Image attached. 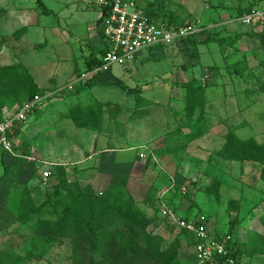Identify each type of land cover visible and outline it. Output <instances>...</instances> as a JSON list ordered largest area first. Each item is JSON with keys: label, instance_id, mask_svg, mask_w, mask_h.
Here are the masks:
<instances>
[{"label": "rangeland", "instance_id": "rangeland-1", "mask_svg": "<svg viewBox=\"0 0 264 264\" xmlns=\"http://www.w3.org/2000/svg\"><path fill=\"white\" fill-rule=\"evenodd\" d=\"M102 1L42 0L44 7L52 13L49 14L43 13L44 9L36 0H0V41L4 42L0 47V68L23 65L44 93V101L28 114L25 121L16 123L11 130L10 150L3 149L0 144V264H6L1 255L8 249L21 256L27 254V248L33 250L28 238L30 232L19 222L18 200L25 188L33 195L37 193L42 197L37 204L44 203L48 198L45 191L52 185L44 182V173H51L48 179L53 174L39 162V150L45 159L51 161L58 158L75 163L85 159V156H78L74 152L78 147L76 139H70L71 128L74 130L77 127L67 116L77 103L101 101L109 109L106 120L111 125L110 131L114 130L116 134H121V130L111 124L114 120L127 122L132 119L140 123L142 141L147 140L143 142L147 145L143 149H149L139 157L143 161L141 180L136 179V182H143L145 188L136 184L131 189L128 184L127 189L135 199L144 200L137 202L150 216L154 215L156 208L162 215L161 202L168 205L170 200L176 208L172 211L183 221L194 222L202 216L206 217L207 230L216 239L228 236L231 226L238 221L235 234L241 244L256 231L264 233V180L261 178V167L224 163L216 155L225 143L224 136L231 129H238L236 134L242 140L255 139L264 144V95L248 96L253 89L264 85L261 65L264 54L259 52L254 57V49H260L264 38L261 42L256 36L253 39L245 37L234 47L203 44L217 34L221 38H235L241 33L253 35L264 32V27L259 24L264 20L257 19L251 25L243 26L238 16L240 10L249 8L264 13V0H136L143 11H152L158 16L157 22L168 24L171 18H178L186 24H198L206 31L192 38L197 43L191 40L188 44L186 41L184 44L148 49L137 63L113 67L112 71L101 74L103 84L77 94L75 84L81 87V91L85 84L95 78L90 76L79 80L93 70L90 69L95 61L93 56L103 47L98 25ZM224 22L228 23L222 29L216 26L205 28ZM212 28L216 31L208 33L207 30ZM214 67L217 70L210 73L209 69ZM194 79H200L209 86L205 121H209L210 128L202 138L191 143L186 152L177 151L175 147L183 146L185 136L190 133V128L183 124L187 122L183 112L184 93L185 84ZM133 107L137 108L135 113L134 109L128 111ZM21 108L19 104L12 108L6 106L2 111L3 121ZM61 125L66 133L60 140H56L57 134L39 135L45 128L58 129ZM18 131L24 134L22 140L33 142L32 149L26 150L22 141L13 143ZM152 138L157 140L149 141ZM125 145L126 140L118 138L105 141V145L101 143L99 147L109 146L124 151ZM66 149L72 153L68 158L62 157ZM152 149L158 152L155 156ZM123 151L109 157L110 171H99L92 178L88 177L87 170L82 172L73 167L72 173L68 174L70 182L78 183L82 188L92 186L102 195L111 179L117 175L112 170L116 168L114 161L116 164L117 160L130 162L137 154ZM23 152L33 155L35 159L33 163L37 166L32 178L37 179L35 182L27 181L22 176L27 164L21 155ZM101 159L99 156L94 161H99V169ZM207 171L221 176L222 187L218 195L212 192V178L207 176ZM158 173L161 174L155 186L154 179ZM171 177L174 182L169 186ZM161 190L157 204V193ZM232 203L234 205L231 206ZM184 215L187 216L186 220ZM166 220L174 228L175 234H179L180 229L168 218ZM156 234L162 236L166 244L172 243L175 238L162 228ZM33 256L35 258L28 264H72L67 242L51 248L44 259H36L34 250ZM195 256L196 249L184 248L180 258L184 261L188 259L189 264H196Z\"/></svg>", "mask_w": 264, "mask_h": 264}, {"label": "trees", "instance_id": "trees-1", "mask_svg": "<svg viewBox=\"0 0 264 264\" xmlns=\"http://www.w3.org/2000/svg\"><path fill=\"white\" fill-rule=\"evenodd\" d=\"M36 1L44 9L43 13L52 14L44 7L42 0ZM254 9L240 10L238 15L240 20L244 16L258 11V9ZM144 13L151 20L158 21V16L152 11H144ZM101 22L102 19H99V26ZM168 24L174 28L192 25L186 24L178 18H171ZM259 24L264 27V23L259 22ZM211 31L216 30L214 28L207 30L208 33ZM101 36L103 47L94 54L95 61L90 69L99 66V56L106 53L102 32ZM255 36L262 42L264 32H257L253 35L241 33L235 38H221L217 34L215 38H209L203 44L214 43L234 47L245 37L253 39ZM194 39L188 40L187 44L191 40V42L197 43ZM3 45L4 42L0 41V47ZM254 54V57H257L259 52ZM261 65L264 69V61ZM216 70V67L210 68L209 72L213 73ZM217 75L219 74L217 73ZM100 76H95L84 88L95 87L96 80ZM213 77L215 78V76ZM208 87V84H203L200 79H194L185 84V109L183 112L187 122L183 124L190 128V133L185 136L183 146L175 147L177 151L186 152L189 145L202 138L210 128L209 121H205ZM43 94L33 76L23 65L0 68V122H3L2 111L6 106L12 108L19 104L23 107L26 103L34 101L36 97H43ZM255 94L264 95V85L253 89L248 93V96ZM104 109V104L97 102L76 105L69 110L67 118L72 120L78 129L98 131L102 126ZM197 114L199 115L197 116ZM237 130L227 131L224 136L225 143L216 154L218 159L224 163H238L242 166L246 164L259 165L262 169L261 178L264 180V144H260L255 139H240L236 134ZM12 131L9 133V139H12ZM22 166L20 170L23 169ZM206 173L208 177L212 178V192L218 195L222 187L221 176L219 174L212 175L210 171ZM52 174V177L47 180L52 186L45 191L48 198L44 203L37 204V201H41L42 197L36 193L40 197V200H36L32 192L26 188V190H22L23 193L18 200L19 222L30 232L28 238L36 259H44L51 248L67 242L70 246L72 264H189V260L184 261L180 255L184 248L195 249L197 240L184 230H179V234H175L174 228L170 227L169 221L159 214L157 208L153 216L143 211L137 200L128 191L127 179L114 176L109 187L100 195L92 186L82 188L78 183L70 182L68 172L63 166L54 167ZM55 182L58 183L54 184ZM169 186H171V182ZM39 191L40 189L38 193H40ZM156 199L158 200V198ZM158 202L159 200L156 203L158 204ZM172 202H168V205L175 211L176 208ZM232 205L234 204L232 203ZM160 216L165 220L162 219V221ZM184 218L186 220L187 216ZM238 222L231 226L228 235L231 238L228 246L229 256L217 258L211 264H230L228 261L231 259L235 264H247L256 257H264V233L254 232L249 235L246 242L241 244L235 234ZM262 224L264 228V218ZM159 228L175 237L172 243L166 244L165 239L156 234ZM33 250L27 248L25 250L27 254L21 256L12 249H8L2 253L1 257L6 264H28L35 258ZM194 258L197 264L196 256Z\"/></svg>", "mask_w": 264, "mask_h": 264}, {"label": "built area", "instance_id": "built-area-1", "mask_svg": "<svg viewBox=\"0 0 264 264\" xmlns=\"http://www.w3.org/2000/svg\"><path fill=\"white\" fill-rule=\"evenodd\" d=\"M100 7V19H102L100 31L105 39L106 53L101 56L99 66L79 79L82 81L90 76L108 73L115 66L125 67L135 64L148 49L181 44L206 31L198 24L174 28L151 20L136 0H103ZM257 19L264 20V13L254 11L251 15L244 16L241 22L249 26ZM43 101V97H36L34 101L26 103L21 110L0 123V144L3 149L10 150L12 147L8 134L14 125L25 121L28 114ZM50 176L51 173H44V182H47ZM161 203L162 216L197 240L195 249L198 264H211L217 258L229 256L228 246L231 238L212 237L207 230L206 217L202 216L197 221L186 222L179 218L165 202ZM228 262L235 264L232 259Z\"/></svg>", "mask_w": 264, "mask_h": 264}, {"label": "crops", "instance_id": "crops-1", "mask_svg": "<svg viewBox=\"0 0 264 264\" xmlns=\"http://www.w3.org/2000/svg\"><path fill=\"white\" fill-rule=\"evenodd\" d=\"M11 14H12V11H11ZM228 22H231V21H228ZM228 22L219 23V24H213V25L206 26V27L208 28V27H212V26L215 27L216 26L218 28L220 27L219 29H222L223 28L222 26H224V24L228 23ZM263 44H264V42L261 43V47H260L259 50H257L258 48H255L254 50L256 52H262L263 53L264 52V45ZM254 46H255V44H254ZM100 58H101V55L99 56V60H100ZM143 58H144V56H143ZM145 61H147V58H146ZM102 76L103 75H101V77H99L98 80H96L95 87H93L91 89L96 88L97 85L99 86L100 84H103L101 82ZM77 85L78 84L74 85L75 88L77 87L76 90H75V92L77 94H80L83 91L91 90L89 88L85 89L84 88L86 86V84H85L83 86L82 90L80 91L81 87H78ZM59 99H60V97H59ZM57 100L58 99H56V101ZM53 101H55V100H53ZM96 102L100 103V104H103L101 101H99V102L96 101ZM76 105H81V103H77ZM76 105H74V106H76ZM83 105H88V104H83ZM133 109H134V113H135V110L137 109L136 107L135 108L134 107L133 108H129L128 111H131ZM104 110L105 111H104V115H103V119H102V126L99 128L98 131H92V130H89V129H80L79 130L77 128L73 130L71 128L70 139H71V141L73 139H76V145L78 146L77 148H75L76 151H74V152L76 154H79L78 156H82V155L85 156V159H83V160H81L79 162L77 161L75 163L68 162L67 160H59L58 158H56V160H54V161H51L48 158L45 159L44 155H42L41 154L42 152L39 150V152H40V155H39L40 156V159H39L40 161L39 162L42 163L44 168H47V170H49L51 172H52V169L54 167H57V166L65 167L67 172H68V174L72 173V170H74L75 167L80 169V171H82V172L87 170L88 177L92 178V177L96 176V174H98L99 171H101V172L110 171L112 167L107 162V161L110 162V158L109 157L111 155L117 154V152H122L123 151V150H121V151L119 150L118 151V150H115V149H111V147H109V146H107V147L106 146L105 147H99L100 144L103 143V145H105V141H109L110 142L111 140H117L119 138V140H122V141L126 140V145H125V148H124L125 150L123 152H126V153H137V154L135 155V157L131 158L130 162L122 161V160L118 161L116 159L117 160V164H116V161H114L115 162L114 165H115L116 168H113L112 170H114V172H116V174H117L116 176L117 177H122V178L127 179L129 187L131 189L135 188V187H133V185H136V184L137 185H141V186L143 185L142 188H145V185L143 184V182L142 183L141 182H138V183L136 182L137 181L136 179H138L139 181L141 180L140 179V172H141L143 161H141L139 157L143 153H146V149H149V148L143 149V148H145V146H147L146 144H143V142H147V140H143L142 141L143 135L141 134L142 132H141V129H140L141 128L140 127V123H138L136 121H132V119H129L127 122H120L119 120H114L113 123H111V124L117 125L118 128H120V130H121V134H116V133H114V130L110 131L111 125L106 120V118L108 116V110L109 109L105 108ZM104 121H106L107 123L104 122ZM27 128H28V126L25 129H27ZM22 131H18L16 133L15 137L13 138V143L14 144H18V143H20V141H22V144L24 145V148L26 150H30V149H32V147H34L33 142H31L29 140H25V139L22 140L21 138L24 135L23 133H21ZM39 133H40L39 135L41 137L43 136V133L46 134V135H52V134L56 135L57 134V136H56L57 139L56 140H60L61 136L64 135L66 133V131H65V128L63 129L62 125H61L60 127H58V129L57 128H55V129H46L45 128V130H41ZM154 140H157V139H155V138H152L151 140L149 139V141H151V142H154ZM39 149H40V146H39ZM152 150H153V152L152 151L151 152H152L153 156H155V154H157L158 152L156 153V149L155 150L152 149ZM70 154H72L71 151L68 152V150L66 149V151L62 155V157L66 156L68 158V157H70ZM21 155L27 160V164H26L25 168L22 171L23 178L27 179V181L31 180V182H35V180H37V179L33 180L32 178L35 175V172H36L35 168H36L37 164L33 163V162H35V159H33V155L31 156V154L26 153V152L21 153ZM99 156H101V158H102L101 162H100V169L102 168V170L99 169V161L96 162V163L94 162L95 159L97 157H99ZM155 160H154V164H156V162H157V160L156 161ZM117 172H119V173H117ZM154 174H155V172H154ZM160 174L161 173H158L157 176H155V179H154L155 180L154 181L155 186L158 183L157 179H158ZM35 178H36V176H35ZM171 180H172V183H171V186H172L173 182H174L172 177H171ZM1 189H2V187L0 185V191H1ZM33 193H35V192L33 191ZM160 193H162V190L157 193V195H158L157 198L161 195ZM38 196L35 194L34 198L36 200H40V197H38ZM136 196H139V194H136ZM136 200L138 202L139 201L140 202L144 201L143 199H137V198H136ZM158 200H159V198H158ZM168 201L170 203V200H168ZM140 205H143V204H140ZM256 232H258V231H256ZM258 233H261V232H258ZM247 264H264V257H256L253 260L247 262Z\"/></svg>", "mask_w": 264, "mask_h": 264}]
</instances>
